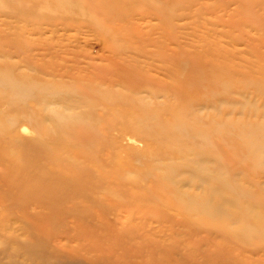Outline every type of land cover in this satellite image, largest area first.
<instances>
[{"label": "rangeland", "instance_id": "rangeland-1", "mask_svg": "<svg viewBox=\"0 0 264 264\" xmlns=\"http://www.w3.org/2000/svg\"><path fill=\"white\" fill-rule=\"evenodd\" d=\"M0 264H264V0H0Z\"/></svg>", "mask_w": 264, "mask_h": 264}, {"label": "bare ground", "instance_id": "bare-ground-1", "mask_svg": "<svg viewBox=\"0 0 264 264\" xmlns=\"http://www.w3.org/2000/svg\"><path fill=\"white\" fill-rule=\"evenodd\" d=\"M206 200V199H205ZM207 202V201H206Z\"/></svg>", "mask_w": 264, "mask_h": 264}]
</instances>
